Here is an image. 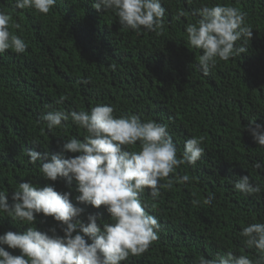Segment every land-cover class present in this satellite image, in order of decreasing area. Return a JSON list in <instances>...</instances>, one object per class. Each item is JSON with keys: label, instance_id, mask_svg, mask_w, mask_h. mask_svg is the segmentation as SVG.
Listing matches in <instances>:
<instances>
[{"label": "trees", "instance_id": "trees-1", "mask_svg": "<svg viewBox=\"0 0 264 264\" xmlns=\"http://www.w3.org/2000/svg\"><path fill=\"white\" fill-rule=\"evenodd\" d=\"M218 3L244 11L253 36L236 42L245 53L218 60L204 75L197 67L203 50L188 43L186 27L200 19L203 6ZM94 4L56 0L42 14L16 9L14 0H0V10L21 25L11 31L27 44L22 54L11 49L0 54V191L8 204L14 203L12 194L20 183L51 184L58 192H70L74 206L85 209L77 219L86 223L95 214L101 227L110 222L105 206L76 199L75 180L45 179L41 161L31 163L26 151L47 153L48 159L52 154L79 155L62 152V145L72 137L83 140L86 130L69 118L49 131L42 117L54 110L89 111L107 104L117 117L136 114L166 124L178 158L191 137L202 138L204 148L195 165L182 164L170 174L188 175L189 182L160 189L156 199L149 189L142 193L146 211L160 224L158 239L121 264H199L201 257L214 259L227 252L255 262L259 251L248 247L240 233L252 223H264V167L254 166L264 165V146L247 130L252 120L264 127V0H161L163 29L139 34L124 29L114 11H98ZM245 175L261 186L260 193L246 195L234 188V181ZM210 194L215 199L206 205ZM27 227L64 234L60 222L42 213L33 224L0 213V234L23 233Z\"/></svg>", "mask_w": 264, "mask_h": 264}, {"label": "clouds", "instance_id": "clouds-1", "mask_svg": "<svg viewBox=\"0 0 264 264\" xmlns=\"http://www.w3.org/2000/svg\"><path fill=\"white\" fill-rule=\"evenodd\" d=\"M55 4L56 0H14L16 9H34L42 14H48ZM93 7L114 11L124 29L138 34L142 29H163L166 9L161 0H95ZM198 12L200 19L189 24L186 33L188 43L203 50L197 67L207 75L218 60L227 61L245 53L246 48L236 46V42L242 37L251 40L253 30L246 24L247 14L237 7L218 3L203 6ZM11 29H21V25L13 21L11 13L0 10V54L9 49L22 54L27 49L25 40ZM62 101L63 97L57 103ZM114 111L111 105L97 104L89 111L54 110L42 117L49 131L63 127L62 121L69 118L86 130L83 140L72 137L62 145V152L79 155L64 158L52 154L48 159L47 153L26 149L31 163L41 161L40 172L45 179L75 180L79 193L76 199L95 208L105 206L110 222L101 227L95 214H89L86 223L77 219L85 209L74 206L70 192H58L51 184L38 187L31 182L20 183L12 194L11 206L6 193L0 191V213L27 224L35 223L36 214L42 213L60 222L64 234L58 235L55 228L42 232L36 227H27L23 233L0 234V264H121L130 255L145 253L158 239L160 224L146 211L141 195L149 189L156 199L160 189L171 190L175 183L189 182L188 175L171 178L170 174L180 165H195L202 158V138L187 139L182 158H178L166 124L142 120L136 114L117 117ZM247 130L258 145L264 146V127L252 120ZM254 166L264 167L261 163ZM234 188L246 195L261 191L248 175L234 181ZM214 199L215 195L210 194L204 204L210 205ZM240 234L248 247L259 251L255 262L245 255L227 252L214 259L201 257L199 264H264V223H252ZM4 245L19 249L20 254L13 255Z\"/></svg>", "mask_w": 264, "mask_h": 264}]
</instances>
